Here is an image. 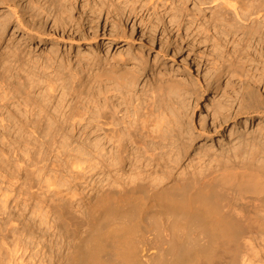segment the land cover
I'll return each mask as SVG.
<instances>
[{
  "label": "bare ground",
  "instance_id": "6f19581e",
  "mask_svg": "<svg viewBox=\"0 0 264 264\" xmlns=\"http://www.w3.org/2000/svg\"><path fill=\"white\" fill-rule=\"evenodd\" d=\"M75 1L0 0V44L12 22L22 39L36 42L57 31L79 35L84 22L95 29L92 17L73 16ZM189 1L195 7L206 5L202 11H209L217 27L242 46L264 47V0ZM100 4L106 14L114 6L111 0ZM128 9L135 13L134 6ZM115 22L123 25L120 19ZM119 38L128 45L111 58L89 49L74 65L48 55L45 69L51 71L42 77L12 60L15 50L0 53V233L7 229L12 234L9 244L6 234L0 235V250L16 254L15 264H26L23 256L34 243L38 264H264L262 256L255 258L264 250V147L234 141L231 153L228 149L211 157L212 146L200 145L201 156L207 157L203 167L182 169L172 178L150 167L165 155L175 162L172 156L190 149L194 108L184 102L181 94H188L187 89L178 83L150 85L148 94H140L139 71L122 64L127 59L141 66L145 60L142 53L128 50L133 34L123 31ZM230 62L210 73L206 88L198 89L216 90L226 79L218 104L198 117L201 136L206 127L219 131L230 120L229 139L248 134L249 119L264 128L258 119L264 116V97L258 92L259 86L264 90V69ZM173 97L180 98L179 104ZM250 99L259 101L246 111L242 105ZM243 113L249 119L239 118ZM67 130L79 133L80 145L70 147ZM90 170L96 178L81 196L71 175ZM68 203L77 204L84 230H74L70 241L61 232L63 242L55 244L58 251L52 256L54 242L45 244L46 239L68 226ZM13 208L20 211L17 216L11 215Z\"/></svg>",
  "mask_w": 264,
  "mask_h": 264
},
{
  "label": "rangeland",
  "instance_id": "374dc122",
  "mask_svg": "<svg viewBox=\"0 0 264 264\" xmlns=\"http://www.w3.org/2000/svg\"><path fill=\"white\" fill-rule=\"evenodd\" d=\"M83 1L87 3L85 4ZM111 1L114 4V6L109 7L110 9L109 11L111 14L110 13L106 14L107 10L101 8L100 0H96V1L76 0L74 2L73 11H72L74 17L86 19L89 16L92 17L93 20L94 21L96 20L97 22V27L95 29L94 28L90 29L88 27V24L84 22L83 23L84 27L82 29V32L79 33V35H70L67 32L62 33L61 31L59 32L57 31L54 33L55 35L54 34L52 35L51 39H47L45 41H39V42L38 41L36 42L35 39H33L32 41H28L30 40L29 38H26L27 40L22 39L21 30L17 28L15 22H12L9 25L8 29L6 30L5 39L0 44V53L1 52L10 53V51L13 52L15 50L17 54H15L14 56H12V58L11 57L10 58L12 60L13 58L16 59L21 64L26 63L31 68L33 67L36 74L42 77L51 71V69H45V66L47 65V61L49 62L48 55L52 56L53 58L54 57H57L58 59L62 58L63 61L69 62L74 65L80 59L79 57L82 56L81 54L84 53L83 54L84 56L85 52L87 54L90 51H99L101 54L102 53L104 55L106 54L105 56L107 58L109 57L111 58L113 54H117L118 51H123L124 50L123 48L128 45L125 43L123 39L119 38V36L122 35V32L124 31L125 35L127 34V36L129 34H133V41H132L133 45L129 47L128 50L142 53L141 54V56H143L142 61L145 60L143 61V63L144 62L145 63L142 64L141 66L140 65L138 66L137 62H135L134 60L131 61L126 59V61L123 64L122 63L121 64L123 65L124 69L127 68V70L131 69L132 71L134 70L136 72L139 71L138 74L140 73L141 76L139 80L140 87H138V89L141 92L139 91V93L141 94L142 92L143 93L145 92L148 94L152 88L158 86L163 82L166 83V84L165 83L162 84V85L165 84L164 87H166L168 84L175 85L176 83H178L179 86L182 85L183 87L186 86L185 89H187L188 94H183V93L181 94V96H184L183 97L184 102L190 105L193 104V108H194V113L191 116L192 123L190 120V124H192V126L190 125L191 139H193L192 140L193 143L191 142L192 145L190 149L186 148L185 151L180 153L178 156H172L173 159L175 158L174 159L175 162L169 161L168 156L165 155L163 159L159 160L158 164L152 162L150 167H153L154 170H156L158 173L161 174L163 173L164 176H168L169 178H172L176 176L177 173L182 169H185L186 171H191L193 167L197 168L199 164H201L203 167L204 165L203 163L207 162L206 159L207 157L203 158V156H201L199 149L200 145L204 144L208 147L212 146L213 149L208 152V155H210L211 157L216 156L215 154L219 155L222 152L227 154L226 151L230 148V146L236 145L234 144V141H239V144H241V142L243 141L240 146L248 143L249 144L254 143L253 145L257 147H264V128L262 127V131L259 130L256 120L254 121L253 119H249V115L247 116L244 115L246 113L241 114L239 118L241 117L248 118L249 121H251L252 123L251 124L252 127L249 130L252 131L249 132L248 130L247 131L248 134L245 133V136H242L243 137V138L241 137L242 139L240 138L241 140L240 139L235 140L236 138L233 137H231L232 139L231 140L229 139L230 137L227 136L229 128L233 125L232 120H230L225 125L224 128H220L219 131H214L213 129L206 127L205 135L201 136V134L200 135L198 134L200 130L199 128H201L200 124L198 123V117L200 113L204 115L206 114L207 110L208 112L211 111L212 108L218 104V102L221 99L220 88H222V86L225 85L224 83L226 82V79H224V77L221 79L218 86L219 88H217L216 90L212 86L211 88L206 89L205 93H202L201 90H198L199 87L201 86L203 89L206 88L205 85L208 83L207 81L209 79L208 77L210 73H214V71L218 69V67L221 64H228L230 60H231L230 63H235V65H240L241 63L247 68L264 69V47L262 49L261 48L259 49L257 46L255 50V46L252 44L248 48L247 44L242 46L240 43L234 41L235 38H232V36L228 35L224 30L217 27L218 24L212 19V15L210 14L209 11L207 10H205V12L202 11V8L206 7V5L205 6L197 5L195 7L194 3H192L193 1H189V0L186 1L185 0H111ZM130 6L131 7L134 6L135 8V13L133 12L134 14L129 13L128 8ZM97 7L100 10L101 9L102 10L100 11ZM4 8L5 10H9L10 7L8 8L4 6ZM200 8L202 12H200ZM90 13L92 16L89 15ZM118 19L122 20L123 25H118V23L115 22L118 21ZM132 24L134 27V32H131ZM141 30L142 31L144 30L143 32L146 33V36H144L143 38L140 36ZM93 32H95V34H92ZM235 43L236 45H234ZM137 47L139 49H137ZM16 48H18V50ZM51 52L54 53L51 54ZM107 62H113V61L110 60ZM234 82H237V80H235ZM150 85L152 87L151 89H150ZM259 87L260 88H258L259 89L258 92L261 94V96L263 95L264 97L263 94L264 90L261 86ZM145 89L147 91H145ZM254 89H256L257 91V88L254 87ZM36 92L38 93V91ZM189 93L191 96H189ZM173 98L175 99V97ZM179 99L180 98L175 99V101H177L178 104H179ZM56 100L57 98L55 100L52 98L51 104L53 102H55L54 104H56L57 103ZM257 100L258 99L247 100V102H243L242 107L244 106L246 109L250 106H254L258 103L259 100L258 101ZM249 102L251 104H249ZM54 104L52 106H54ZM263 105H264V101H263ZM262 111L264 112V106L262 108ZM258 119L263 120L264 123V116H260ZM181 121L183 120L181 119ZM239 121L240 120H238V122ZM67 131L66 133H68L69 135L66 133L64 135L66 137L68 136L70 138L72 137L71 138L72 140L70 138L68 139L70 143V147L75 148L77 147L78 144L80 145L81 139H79L80 138L78 136L79 133H77V131H71L70 133L69 130ZM184 133L186 132L184 131ZM183 137L185 138L187 137V135L184 134ZM228 153H231L230 149ZM51 158L49 159V162L53 160ZM197 159L198 160L201 159L200 163L197 162L198 161ZM176 164H177V168L176 170L174 169L175 171L173 170L174 172L172 175L170 174V169L176 166ZM127 168L128 166L126 167V169ZM85 171H81V172L77 171L76 173H72V175L69 174L72 176L71 183L74 185L77 192L80 193L81 196H84L86 194L87 190L92 186L93 181L96 178V175L91 176L90 174L91 170L88 173L82 174V172ZM76 205H77L76 203H73L72 205L68 203L65 208L66 210L65 225L69 223L68 226L67 227L65 226L66 228H62V230L60 231L58 229H55L54 231H52V234L54 236L51 237L48 236V238L46 239L45 244H47L48 240L49 241L53 240L54 242V244H51L52 248H50L52 256L57 253L55 250H57L58 245L63 242L62 239H59V236L61 235L60 233L64 232L63 233L64 235L67 234L68 236L67 241H70L69 239L73 237L72 234L74 230L82 226L80 225L82 223L78 220V208ZM10 211L12 212L11 215L12 214L14 215V213H16L14 216H17V214L20 213V211L17 212L14 208L11 209ZM24 213L25 215H27L26 216L27 218L30 217V212L28 213L27 211H25ZM12 225L14 224L12 223ZM15 226L17 227V225ZM10 227L11 225H9L6 228H10ZM43 230H45V228H43ZM80 230H84V227L80 228ZM1 234L4 235L6 234L5 235L6 241L9 244V242L12 240L11 237L12 234L10 232H7V229L4 230L2 233H0V235ZM52 234L51 232L49 233V235ZM32 240L34 241V239ZM53 242L51 241V243ZM259 244L260 243H258V245ZM32 245L31 246L34 247L35 243ZM31 246L29 247V249L27 250V252L24 254L23 257H25L24 259L26 261V264H34L35 262H36L35 264H38L37 256L39 254H37V256L33 254L34 252L33 249L35 250L38 249L35 247L31 248ZM4 248L0 250V256H1L0 264H5L4 262L9 258L11 259L7 261L9 264L17 263L18 261L16 259L17 255L14 254L13 252L12 253L8 252L7 249ZM30 252L32 253L29 254ZM48 253L50 254V252H47L45 253V255H49ZM260 256H262L261 260L262 262H264V250L259 254H257L255 258L257 259ZM7 262L6 264H8Z\"/></svg>",
  "mask_w": 264,
  "mask_h": 264
}]
</instances>
